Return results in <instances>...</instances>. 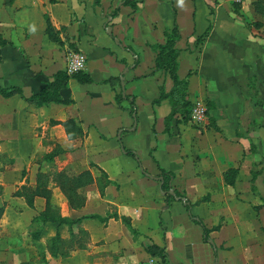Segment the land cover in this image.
Masks as SVG:
<instances>
[{
    "label": "crops",
    "instance_id": "obj_1",
    "mask_svg": "<svg viewBox=\"0 0 264 264\" xmlns=\"http://www.w3.org/2000/svg\"><path fill=\"white\" fill-rule=\"evenodd\" d=\"M125 1L0 0V85L22 89V96H0V157L14 164L22 160V175L24 166L41 156L51 169L66 170L68 162L81 168L78 174L92 172L93 183L80 190V207H73L61 185L50 179L51 202L58 201L51 190L59 186L71 207L62 213L54 204L62 216L106 219H85L87 246L76 247L61 264H264V196L253 188L264 175V101L256 99L264 90V0H247L240 16L230 0H134L135 9ZM48 20L60 42L50 39ZM175 21L181 35L179 76L189 81L193 105L205 101L208 119L197 126L177 115L166 133L171 105L154 102L173 82L165 71L152 74L153 47L166 43ZM73 50L86 56L83 72L92 83L71 79L61 91L69 103L38 106L27 100L67 71ZM132 101L135 114L129 111ZM125 150H133L141 163ZM50 153L57 154L52 162L44 159ZM60 156L67 161L58 168ZM233 168L239 175L231 186L224 174ZM161 169L174 174V189L194 204L193 213L212 230L214 245L204 241L203 227L182 201L162 194V183L153 179ZM40 171L38 164L21 189H36ZM16 196L31 210L40 205L30 232L41 227V235L32 239L45 246L41 258L59 259L48 244L58 233L69 241L70 226L34 224L47 198L38 195L30 206L25 195ZM0 202L5 206L2 194ZM6 213L5 206L2 218ZM154 245L165 249L168 260L149 252ZM16 251L24 255L18 264H33L34 258L25 256L30 249Z\"/></svg>",
    "mask_w": 264,
    "mask_h": 264
},
{
    "label": "trees",
    "instance_id": "obj_2",
    "mask_svg": "<svg viewBox=\"0 0 264 264\" xmlns=\"http://www.w3.org/2000/svg\"><path fill=\"white\" fill-rule=\"evenodd\" d=\"M101 0H96V4H100ZM131 5L134 9L136 4L134 0L125 1V5ZM118 10L114 12L113 15L118 14ZM212 29L210 25L203 35V38L207 36ZM47 33L51 40L55 42H60V38L55 32L53 26L48 20ZM202 39V38H201ZM181 40L180 30L177 21H175L173 28L166 33V43L165 44H157L155 45L154 51L156 52V68L152 72L154 74L156 71H165L170 78L172 79L173 86L169 92H166L164 88H162V93L159 99H157L154 103L160 104L163 100H168L171 105V113L165 118V132L169 133L172 129L173 121L176 119V116H180L181 121L187 122L190 119L191 111L193 109V104L189 100V81L187 78L182 79L179 76V57L180 50L177 47L178 42ZM71 79H76L80 83H92V79L85 72L80 71L74 74H69L67 71L58 72L54 80L48 82L40 93L32 95L27 100L34 101L38 106H44L51 103H69L65 101L61 96V91L67 87L69 81ZM15 94H20L22 96V89L18 87H10L5 88L0 85V96L9 98L14 96ZM118 104L121 106V102L124 97L120 94L116 97ZM129 111L132 114L137 112L135 102L132 101L130 103ZM57 153V152H56ZM125 153L129 156L135 158L139 164L140 159L137 154L133 150H125ZM57 154L50 153L44 156V159L48 162H52ZM161 176L164 177V182L162 183V190L168 191L171 188H174L172 185V181L174 178V174L168 172L164 169H161ZM239 175V169L233 168L228 170L224 176L225 181L228 185L234 186L236 184L237 178ZM102 176L106 177V174L102 172ZM51 177H54L55 180L61 185L64 192L68 195L69 201L73 207H80L83 205L84 198L81 193V189L86 187L87 185L93 183L94 177L90 170H85L76 175H70L66 170H56L52 176L47 174L46 172L40 171L38 173V183L37 188H28L26 186L22 189V194L27 197L28 204L33 206V201L36 196L42 195L47 198V208L44 212H42L39 216L34 219V224L41 225L42 223H46L48 221L62 224H68L71 230V238L69 241L64 240L60 233L50 241L48 244V249L51 255L54 258H67L71 255V250L79 248H85L87 246V241L89 239V233L82 227V222L85 219L92 218L98 220H106L105 218L99 216H87L80 217L77 219H73L70 217L62 216L59 209L51 202V192L48 189V185L50 183ZM257 178V173L253 171V183ZM111 183L109 180L107 181V185ZM177 196L182 198L181 201L184 203L185 208L189 212L190 218L197 224L201 225L204 230V241H211V232L212 230L206 226L203 220L193 213L194 204L190 201L187 196L178 190H175ZM3 193V187L0 185V196ZM20 193V192H19ZM21 194V195H22ZM167 200H175V198L169 194L166 196ZM5 206L0 202V220L4 214ZM116 217H118L116 215ZM124 222L131 229L133 233L136 230L133 228L130 221L127 218H124ZM77 226L78 231L75 232L73 227ZM41 227H36L33 232H31V236L33 239L38 240L41 235ZM214 245V244H213ZM149 252L153 255H159L164 260H168V255L165 252L163 247L152 246L149 248ZM43 260L46 264H50L45 258Z\"/></svg>",
    "mask_w": 264,
    "mask_h": 264
},
{
    "label": "rangeland",
    "instance_id": "obj_3",
    "mask_svg": "<svg viewBox=\"0 0 264 264\" xmlns=\"http://www.w3.org/2000/svg\"><path fill=\"white\" fill-rule=\"evenodd\" d=\"M233 9L238 16L241 15L239 11L240 5H234ZM256 99L260 103L264 101L263 89L262 95L259 97L257 96ZM130 157L133 158L132 156ZM2 158L3 157H0V183L3 184L2 201L7 208V213L5 217L2 218L0 223V264H18L19 261H22V259H24V255L16 251L18 248L22 247L31 250V252H29L28 255L26 253L25 256L28 258L33 257V264H46V262L43 260V257L41 258L42 254L46 253V251L44 252L45 246L38 244L37 241L33 240L32 236L30 235V222L33 214L38 211L40 205H38L35 210H31L27 207L24 200L17 197L16 195L19 192L22 194L21 185L24 178H26L27 181L34 178L35 170L38 167V164L41 166L42 171H47L46 173H49L51 176L56 170L54 168H49V164H47V162H40L42 158L41 156L38 159L34 158L31 167H29V165L24 166V175H22V160H19L16 164H14L12 160L10 162L9 159L6 160ZM133 159L137 161L135 158ZM61 161L66 163V156H60V159H57L56 166L58 168L64 167V165L60 163ZM65 165L66 170L70 175L78 174L81 169L76 164L68 165L67 162ZM253 188H255L258 193H262L264 196V175L261 176L256 184H254ZM59 190V186H53L51 190L54 191V194L58 195V201L55 199L54 204L60 207L62 213H68L71 211V207L69 206L67 198H65V196L62 197V195H59V192L62 191ZM74 251L75 249L71 250V255ZM61 259L62 258L55 259L54 261L50 262V264H61Z\"/></svg>",
    "mask_w": 264,
    "mask_h": 264
},
{
    "label": "built area",
    "instance_id": "obj_4",
    "mask_svg": "<svg viewBox=\"0 0 264 264\" xmlns=\"http://www.w3.org/2000/svg\"><path fill=\"white\" fill-rule=\"evenodd\" d=\"M235 5H242L247 0H230ZM87 58L80 51H70L68 54L67 72L74 74L80 71H84L86 68ZM208 119V107L205 101H197L193 105L191 111L190 120L192 123L198 126H202L207 122Z\"/></svg>",
    "mask_w": 264,
    "mask_h": 264
},
{
    "label": "water",
    "instance_id": "obj_5",
    "mask_svg": "<svg viewBox=\"0 0 264 264\" xmlns=\"http://www.w3.org/2000/svg\"><path fill=\"white\" fill-rule=\"evenodd\" d=\"M109 21H112V17H109ZM107 32H108L109 35H113V27H112V26H108V27H107ZM115 41L121 46V43H120V41H119L118 38H116ZM122 79H123V81H124V77H122ZM123 87H124V90H125V85H124V83H123ZM133 130H134V129H133ZM153 179H155L156 181H160L161 183L164 182V177H163V176H160V177H154ZM162 194H163V195H167V194H169V195L173 196V197H174L176 200H178V201H181V199H182V198H180V197L177 196V193H176V191H175L174 188H171V189L168 190V191H164V190H162ZM210 242H211L212 244H214L212 240H211Z\"/></svg>",
    "mask_w": 264,
    "mask_h": 264
}]
</instances>
